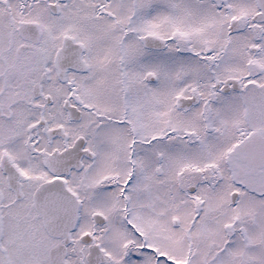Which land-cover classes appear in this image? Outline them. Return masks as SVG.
<instances>
[{
    "label": "snow or ice",
    "instance_id": "obj_1",
    "mask_svg": "<svg viewBox=\"0 0 264 264\" xmlns=\"http://www.w3.org/2000/svg\"><path fill=\"white\" fill-rule=\"evenodd\" d=\"M0 264H264V0H0Z\"/></svg>",
    "mask_w": 264,
    "mask_h": 264
}]
</instances>
